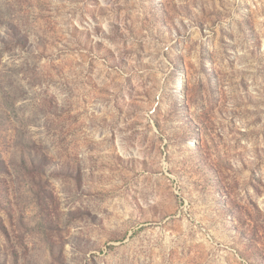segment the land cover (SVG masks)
<instances>
[{"label":"rangeland","instance_id":"374dc122","mask_svg":"<svg viewBox=\"0 0 264 264\" xmlns=\"http://www.w3.org/2000/svg\"><path fill=\"white\" fill-rule=\"evenodd\" d=\"M0 264H264V0H0Z\"/></svg>","mask_w":264,"mask_h":264}]
</instances>
